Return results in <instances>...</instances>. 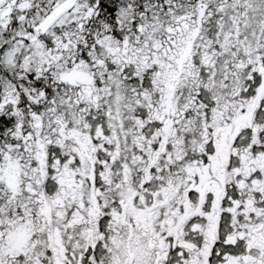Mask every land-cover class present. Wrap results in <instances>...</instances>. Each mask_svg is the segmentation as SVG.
<instances>
[{
	"label": "snow or ice",
	"instance_id": "snow-or-ice-1",
	"mask_svg": "<svg viewBox=\"0 0 264 264\" xmlns=\"http://www.w3.org/2000/svg\"><path fill=\"white\" fill-rule=\"evenodd\" d=\"M0 264H264V0H0Z\"/></svg>",
	"mask_w": 264,
	"mask_h": 264
}]
</instances>
